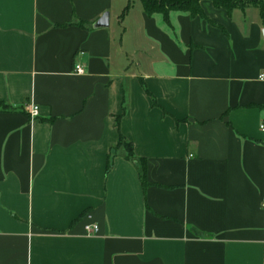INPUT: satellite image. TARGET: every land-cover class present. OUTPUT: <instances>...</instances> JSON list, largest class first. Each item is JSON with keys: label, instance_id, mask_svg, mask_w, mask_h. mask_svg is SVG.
Returning <instances> with one entry per match:
<instances>
[{"label": "crops", "instance_id": "0c3cea01", "mask_svg": "<svg viewBox=\"0 0 264 264\" xmlns=\"http://www.w3.org/2000/svg\"><path fill=\"white\" fill-rule=\"evenodd\" d=\"M125 7L0 0V264H264L262 9Z\"/></svg>", "mask_w": 264, "mask_h": 264}, {"label": "trees", "instance_id": "16d2710c", "mask_svg": "<svg viewBox=\"0 0 264 264\" xmlns=\"http://www.w3.org/2000/svg\"><path fill=\"white\" fill-rule=\"evenodd\" d=\"M126 7L120 16L122 21L126 15L133 9L135 3L139 1L143 7L145 14L152 18L154 16H162L165 23L170 26V15L172 13H184L190 15L192 18L206 19L205 14L201 8V2L205 0H125ZM215 8L223 9L229 13L236 9L245 10L249 7L261 8L264 13V0H208ZM9 106L0 103V113L12 112ZM125 147L127 150V158L135 159L133 148L131 144L127 143L124 138L120 139L119 147ZM141 178L143 187L146 189L147 183L145 180V165L141 161ZM112 170V163L109 160L107 165V173Z\"/></svg>", "mask_w": 264, "mask_h": 264}, {"label": "built area", "instance_id": "2783aa9c", "mask_svg": "<svg viewBox=\"0 0 264 264\" xmlns=\"http://www.w3.org/2000/svg\"><path fill=\"white\" fill-rule=\"evenodd\" d=\"M75 72L77 75H84L85 71L81 64H77L75 66ZM261 80H264V74L260 77ZM33 113H36L38 111V108H34ZM261 131L264 133V123L260 126ZM87 233L91 234H97L98 233V227L97 226H87L86 227Z\"/></svg>", "mask_w": 264, "mask_h": 264}, {"label": "water", "instance_id": "95a60500", "mask_svg": "<svg viewBox=\"0 0 264 264\" xmlns=\"http://www.w3.org/2000/svg\"><path fill=\"white\" fill-rule=\"evenodd\" d=\"M110 25V16L105 14L96 24V29H108Z\"/></svg>", "mask_w": 264, "mask_h": 264}, {"label": "rangeland", "instance_id": "374dc122", "mask_svg": "<svg viewBox=\"0 0 264 264\" xmlns=\"http://www.w3.org/2000/svg\"><path fill=\"white\" fill-rule=\"evenodd\" d=\"M137 3L139 4V6H141V5H140L141 3H140L139 1H137Z\"/></svg>", "mask_w": 264, "mask_h": 264}]
</instances>
